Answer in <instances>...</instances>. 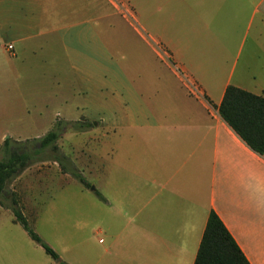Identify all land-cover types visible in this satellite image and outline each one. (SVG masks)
Returning <instances> with one entry per match:
<instances>
[{
	"label": "crops",
	"instance_id": "1",
	"mask_svg": "<svg viewBox=\"0 0 264 264\" xmlns=\"http://www.w3.org/2000/svg\"><path fill=\"white\" fill-rule=\"evenodd\" d=\"M108 2L131 5L141 30L113 16L127 28L113 44ZM125 40L136 48L119 61ZM229 86L264 97V0H0V150L55 120L91 124L58 142L96 184L94 198L81 185L85 237L70 234L66 264H195L212 211L264 264V156L222 119ZM7 215L0 264H58Z\"/></svg>",
	"mask_w": 264,
	"mask_h": 264
},
{
	"label": "trees",
	"instance_id": "2",
	"mask_svg": "<svg viewBox=\"0 0 264 264\" xmlns=\"http://www.w3.org/2000/svg\"><path fill=\"white\" fill-rule=\"evenodd\" d=\"M222 119L257 154L264 156V97L240 88L229 86L219 107ZM88 122H66L58 120L42 138L19 142L8 138L0 152V194L7 184L37 163H57L63 174H68L84 188L92 187L74 162L58 145L63 135L70 131H85ZM48 155L47 157H44ZM99 198L100 194L96 193ZM15 222L19 223L29 237L58 264H66L30 226L17 202L10 207ZM195 264H250L244 253L229 233L219 216L212 211L197 253Z\"/></svg>",
	"mask_w": 264,
	"mask_h": 264
},
{
	"label": "rangeland",
	"instance_id": "3",
	"mask_svg": "<svg viewBox=\"0 0 264 264\" xmlns=\"http://www.w3.org/2000/svg\"><path fill=\"white\" fill-rule=\"evenodd\" d=\"M258 1L259 0H252V2ZM108 5L109 15L111 17L110 20H118L115 17H112L121 16L127 19L137 29L141 30L138 22L133 17V9L131 5H129L127 2H108ZM110 20L109 23L111 22ZM117 23V30L115 29L116 31L111 37V42L113 44L122 42V35L118 34L117 32H119L120 29L124 30L126 28L123 26L122 21L118 20ZM130 37L132 38V36ZM124 44H126V46L125 50H123L122 53H119V51L116 49V57L118 56V54H123L124 52L128 53L130 56V51L133 52V49L136 48L135 46L129 49L126 40L124 41ZM161 49L158 50V56L160 60L168 62L170 58H168V56L164 53V50ZM141 57V55L137 56L135 54V56L130 57L129 60L123 61L122 64L126 65L127 61L128 64H134L138 58L140 59V61H142ZM118 60L120 61L119 58ZM180 74L183 75L181 72ZM57 121L55 120V123ZM85 138L86 137L84 136H77L74 139V143H78L77 145H81L85 142ZM47 156L48 155H45L44 157ZM1 159L2 154L0 152V160ZM76 167L78 168L77 165ZM32 168L34 169L32 170ZM78 169L80 170V168ZM28 170L26 171L27 173L24 174L23 172V174H21V177L19 176L17 178H14L7 184L5 192L0 194V210L5 211L10 209V207L13 206V202L15 201L18 204V209L22 212L26 204L31 205L29 203L31 201L35 209H39L36 212L37 214L39 211V215L35 217L36 219L34 221L27 217L28 221L31 223L32 228L41 237V239L46 244H48L56 253L59 252L68 257L70 253H74L70 252L69 248L65 246V242L71 239L70 234H73V240L74 238H81L83 240L85 237V197L78 194L79 192L83 191V186L81 187V184L78 181V183H76L77 185L66 183L63 177V173L58 177V175L56 174V167L54 166L53 162L37 163L31 166ZM31 183H35L34 190H31L29 187ZM91 185V188H94L96 186L95 183H92ZM91 188L84 191L88 192L89 197L94 198V193L90 192ZM2 218H0V221L3 220V222H9V215ZM11 229L12 232H14V237L17 236L15 235L16 231L19 233L25 232L20 225H14L11 227ZM43 254L45 258L51 259V257H47L45 253Z\"/></svg>",
	"mask_w": 264,
	"mask_h": 264
},
{
	"label": "built area",
	"instance_id": "4",
	"mask_svg": "<svg viewBox=\"0 0 264 264\" xmlns=\"http://www.w3.org/2000/svg\"><path fill=\"white\" fill-rule=\"evenodd\" d=\"M7 51H8L10 54H13V52H14V47H13L12 45L7 46ZM193 90H195V88H193Z\"/></svg>",
	"mask_w": 264,
	"mask_h": 264
},
{
	"label": "water",
	"instance_id": "5",
	"mask_svg": "<svg viewBox=\"0 0 264 264\" xmlns=\"http://www.w3.org/2000/svg\"><path fill=\"white\" fill-rule=\"evenodd\" d=\"M91 190H94V188H91Z\"/></svg>",
	"mask_w": 264,
	"mask_h": 264
}]
</instances>
